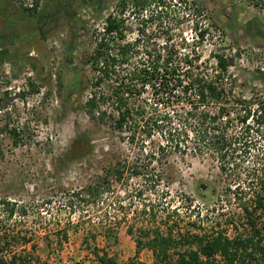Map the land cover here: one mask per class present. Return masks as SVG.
<instances>
[{"label": "rangeland", "instance_id": "rangeland-1", "mask_svg": "<svg viewBox=\"0 0 264 264\" xmlns=\"http://www.w3.org/2000/svg\"><path fill=\"white\" fill-rule=\"evenodd\" d=\"M39 1L36 10H25L30 0H8V17L0 14V29L7 18H31L32 22H26L42 29L32 44L29 29L19 26L17 31H23L28 41L12 46L6 39L1 42L10 53L20 54L18 61L0 62V199L27 208L25 215L16 212L0 222V230L6 225L32 239L26 247L18 244L16 251L31 250L33 243L41 263L99 264L92 246L105 247L101 233L111 229L117 242L106 248L116 264H152L151 250L136 253L134 240L136 227L151 221L152 208L157 220L164 217L176 226V237L211 227L229 236L243 231L240 198L249 197L257 187L260 168L255 160L264 136L246 157L238 154L225 170L219 168L218 157L191 152L190 140L185 150L167 143L158 133L150 138L139 135L131 143L126 128L118 130L112 118L104 122L92 118L85 108L98 77L85 59L95 47L105 17L116 11L117 0ZM69 4L70 8L64 7ZM155 9L148 7L144 16L131 5L127 8V39H138L144 45L170 39L180 55L197 56L193 64L210 73L216 69L214 55L224 54L237 90L261 101L255 103L264 112V0H169L166 10L156 13ZM54 15L57 20L51 21ZM198 31L203 32V41ZM28 78L39 86L38 92L25 86ZM13 129L17 136L9 134ZM13 135L20 139L17 143ZM76 139L78 146H86L81 149L86 152L80 150L82 156L69 159V148ZM151 150L156 158L146 155ZM119 160L140 163L139 173L125 171L120 181H112L110 190L94 200L77 194ZM150 174L163 178L155 184ZM228 189H235V195L225 196ZM232 220L236 230L228 224Z\"/></svg>", "mask_w": 264, "mask_h": 264}, {"label": "trees", "instance_id": "trees-1", "mask_svg": "<svg viewBox=\"0 0 264 264\" xmlns=\"http://www.w3.org/2000/svg\"><path fill=\"white\" fill-rule=\"evenodd\" d=\"M1 3L3 9L0 14L8 17V0ZM39 4V0H30V7L25 10H36ZM130 5L146 16L143 11L152 5L156 6V13L166 10L169 0H117L116 11L105 17L101 34L95 38V47L85 59L98 75L96 89L85 102L89 116L102 122L112 118L118 130H128L131 143L139 135L150 138L158 133L167 143L185 150L190 140L191 152H207L210 156L218 157L221 170L227 169L238 154L246 157L258 139L264 136V112L257 109L259 106L255 103L261 101L246 98L237 90L238 83L228 73L230 62L224 54L214 55L216 69L210 73L206 69H199L197 63L193 64L197 56L191 60L193 58L188 54L180 55L170 39L146 45L138 39H127L124 15ZM49 19L56 21L57 17L54 15ZM27 20L32 22L31 18L6 19L5 26L0 29V62L18 61L20 58L17 51L10 53L9 47L1 43L6 39L12 46L16 42L28 41L23 31H17L19 27L29 29L31 44L35 36L41 34L42 29ZM196 34L203 41V32ZM139 50L142 51L139 53ZM32 83L28 78L25 86L30 85L33 91L38 92L39 86ZM99 84L107 87H99ZM11 133L17 136L15 129L9 131ZM14 135L13 142L17 143L20 139ZM76 141L69 148V159L82 156L80 150L86 147L78 146ZM159 148L160 145L156 148L157 153L154 150L146 152L148 158H156ZM139 164L121 163L119 160L105 167L77 194L84 200H94L110 190L112 181H120L125 171L130 170V174L136 176ZM255 166L260 168L257 187L249 197L240 198V212L245 218L243 231L229 236L225 231L211 227L208 231L178 233L176 237L173 233L176 226L166 222L164 217L157 220L156 211L152 208L151 221L136 227V253L143 248L151 250L154 257L152 264H264V145L256 154ZM150 178L157 184L163 176L150 174ZM234 190L228 189L225 196H230V193L235 195ZM26 210L22 203L0 199V212L4 214L0 222L5 223L16 212L23 216ZM234 222L232 220L228 224L236 230ZM127 231L133 234L132 227ZM101 235L106 240V246L100 248L94 244L91 249L96 261L99 264H116L115 256L110 255L106 248L112 242H117L116 233L105 229ZM90 236L95 242L96 234ZM62 238L67 239V235L64 233ZM31 241L26 232L14 231L4 225L0 230V264H47L41 263L35 255L36 245L33 243L31 250L22 248L16 251L18 244L26 247ZM181 247L183 249H177Z\"/></svg>", "mask_w": 264, "mask_h": 264}]
</instances>
